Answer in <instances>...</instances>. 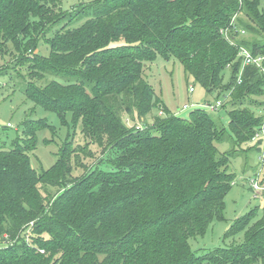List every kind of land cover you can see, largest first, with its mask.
Listing matches in <instances>:
<instances>
[{"label":"trees","instance_id":"trees-1","mask_svg":"<svg viewBox=\"0 0 264 264\" xmlns=\"http://www.w3.org/2000/svg\"><path fill=\"white\" fill-rule=\"evenodd\" d=\"M61 1L0 0V54L22 52L27 97L63 125L68 114L82 125L91 167L73 175L68 139L56 164L38 174L27 154L35 127H26L22 145L0 150V264H264L262 206L226 232L244 233L241 244L202 255L188 244L225 220L232 156L263 129L264 73L243 69L240 51L264 55V0H88L49 19ZM60 22L45 41L49 56L33 54V34ZM159 56L179 60L208 97H224L228 127L204 107L188 119L162 115L145 78ZM137 119L145 126L130 124ZM263 141L249 151L261 156ZM223 142L232 149L220 150Z\"/></svg>","mask_w":264,"mask_h":264},{"label":"rangeland","instance_id":"rangeland-1","mask_svg":"<svg viewBox=\"0 0 264 264\" xmlns=\"http://www.w3.org/2000/svg\"><path fill=\"white\" fill-rule=\"evenodd\" d=\"M86 1L88 0H62L59 5L61 9L55 4L48 18L57 20L64 12L76 13L82 9L81 6ZM240 17L248 22L244 15L241 14ZM51 24H47L44 33L41 30L40 34H33L34 38H39L40 41L37 51L33 54L42 57L49 56L50 47L45 41L51 38L64 23ZM80 24L77 23V25ZM240 38L249 42L254 40L253 35H244ZM22 56V52H13L12 47L0 54V150L11 149L16 142L22 145L27 138L26 127L29 129L35 127V148L27 152L32 168L38 174L50 170L58 160L61 147L69 139L73 142L75 153H77L76 165L78 167L76 168L78 170L76 169L73 175L79 176L86 167H91V153L85 148L82 125L75 127L71 114L67 115L68 124L63 125L57 114L47 112L27 97L25 89L27 83L31 81L30 63L23 61ZM229 77L230 73L226 71L225 83ZM145 78L164 103L166 110L163 108L162 115L168 112L188 119L193 110L204 107L213 118L219 120L225 127L229 126L230 119L226 108L219 107L216 111H212L208 104L204 105L205 100L215 105L218 100L224 101V97H218L217 93L208 97L206 90L188 76L184 66L176 58L167 60L159 56L154 63L149 65ZM44 83L46 81L42 85ZM192 88L193 92L190 91ZM185 106L190 108L184 110ZM160 112L161 109L156 108L152 111V115H160ZM147 122L151 124L152 118L149 117ZM130 124L145 126L139 119ZM259 141L260 139L244 145L242 149H247L246 152L232 156V171L236 175V181L225 199V220H215L205 234L188 240L191 250L197 255L232 244H241L244 241V233L230 239L225 238L232 222L256 207L264 208V193L257 194V197L249 183L251 178H256L261 186V183H264V161L259 159V152H251L248 149L258 145ZM79 144L81 147L78 146ZM219 148L223 152H228L232 149V145L229 142H223L219 144ZM261 149L263 152L264 141ZM50 193L51 196H56L58 190L50 189Z\"/></svg>","mask_w":264,"mask_h":264},{"label":"built area","instance_id":"built-area-1","mask_svg":"<svg viewBox=\"0 0 264 264\" xmlns=\"http://www.w3.org/2000/svg\"><path fill=\"white\" fill-rule=\"evenodd\" d=\"M240 56L243 57V69L247 66H254L258 68L262 73H264V55L255 56L249 50L242 49L240 51ZM241 75L239 76V83H241ZM190 91L193 92L194 91L193 88L190 89ZM222 104H223V101L218 100L216 101L215 105L210 104L208 106L212 111H216L219 107L222 106ZM189 108H190L189 106H185L184 110H188ZM262 113L264 114V109ZM260 137L264 139V125H263L262 131L255 136L254 141L261 139ZM259 159L261 161H264V151L261 154ZM249 183H250V187L253 189L252 191H254L256 195L257 194L260 195L264 193V186H261L259 181L256 178H251L249 180Z\"/></svg>","mask_w":264,"mask_h":264}]
</instances>
